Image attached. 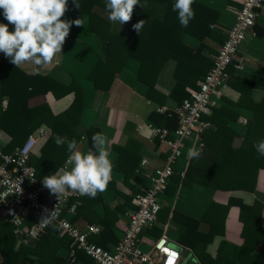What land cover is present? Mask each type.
Segmentation results:
<instances>
[{
  "label": "crops",
  "instance_id": "obj_1",
  "mask_svg": "<svg viewBox=\"0 0 264 264\" xmlns=\"http://www.w3.org/2000/svg\"><path fill=\"white\" fill-rule=\"evenodd\" d=\"M141 3L146 6L135 7L131 21L120 25L108 19L102 6H94L92 15L76 14L71 11L69 0L63 19L82 18L83 26L73 25L70 29L60 62L38 71L31 64L19 67L26 74L48 77L64 86L76 84L80 87L84 111L78 129L82 137L78 150L85 153L89 150L86 135L92 127L110 142V159L114 165L110 183L95 198L86 196L78 213L71 217V222L81 231H86L90 225L99 226L101 232L90 235L89 241L106 250L114 249L121 239L127 225L122 216L133 208L135 196L149 187L148 176L157 175L166 165L167 147L154 137L150 126L169 130L170 120L166 117L161 120L159 116L171 117L189 98H184L185 95L191 96L199 89L201 80L212 67L215 56L235 24L243 0H195L193 20L210 27V34L204 39L170 29V26L178 24V13L171 12L167 16L162 1L141 0ZM140 20L147 22L137 33L132 26ZM0 23L8 24L2 10ZM8 27L9 31L14 30L12 25ZM89 40L95 50L85 42ZM1 58H6L3 53H0ZM73 100L74 94L70 93L59 99L40 96L31 104L47 101L58 114ZM214 100L216 106L205 115L211 123L204 137L205 148L199 159L190 163L183 160L179 164L178 172L187 169L185 177L176 174L172 178L164 196L167 201L162 199L158 227L146 235L147 239L154 241L163 235L164 229L167 233L172 230L179 235L178 240H174L186 248L187 255L191 253L202 264L197 252L181 244L179 238L190 233L188 240L193 243L199 233L210 231L206 215L213 204L231 205L223 233L214 237L206 253L216 259L225 243V264H233V250L243 244L241 204L249 207L262 204L264 226V168L261 167L257 174L254 191L220 190L209 185L232 184L230 171H252L260 164L254 147L257 142L252 143L247 137L249 122L256 115L254 107L264 106V5L257 11L256 24L247 34L230 68L228 81ZM7 105L8 98L5 97L4 109ZM161 107L167 112L159 113ZM39 129H45L47 134L39 141L35 155L40 154L49 137L47 126L43 125L35 132ZM256 134V137L261 136L258 132ZM7 144L8 134L3 132L0 134V148ZM190 147L191 141H186L185 153ZM120 149L129 152L123 161ZM120 160L122 167L133 170L129 178L125 172L115 168ZM0 220L3 219L0 217ZM56 229L53 228L46 238L31 246H15L18 251L23 248L19 263L96 264L81 250H76L75 257H72L71 238L61 235ZM261 252L257 250L259 256L263 255Z\"/></svg>",
  "mask_w": 264,
  "mask_h": 264
},
{
  "label": "built area",
  "instance_id": "obj_2",
  "mask_svg": "<svg viewBox=\"0 0 264 264\" xmlns=\"http://www.w3.org/2000/svg\"><path fill=\"white\" fill-rule=\"evenodd\" d=\"M263 5L264 0H243L235 24L215 56L213 66L201 80L199 89L175 110L179 118L178 129L170 131L150 126L154 137L167 147L166 165L157 175L148 176L149 187L135 196L133 208L123 214L127 225L114 249L106 250L89 241L90 235L101 232L99 226L90 225L86 231H81L71 222L86 196L69 191L58 199L42 185L43 179L37 177L31 157L39 141L46 136L45 129L31 134L24 145L11 153L0 148V217L14 226L17 248L31 246L51 228L57 227L61 235L73 240L72 257H75L76 250H81L96 264H180L183 259L177 248L180 244L168 236L167 229L154 241L147 239L146 234L158 227L162 210L160 195L167 192L176 174L185 177L187 169L178 172L175 168L179 160L186 163L193 160L185 153V142L191 141L200 153L205 148L204 135L211 128L205 115L216 106L214 96L221 94L230 77L229 68L234 65L247 34L254 28L257 11ZM158 112L166 113L167 109L161 107ZM61 168H71L68 159ZM55 208V218L49 223L41 222L45 213L50 215ZM145 246L149 248L145 249Z\"/></svg>",
  "mask_w": 264,
  "mask_h": 264
},
{
  "label": "trees",
  "instance_id": "obj_3",
  "mask_svg": "<svg viewBox=\"0 0 264 264\" xmlns=\"http://www.w3.org/2000/svg\"><path fill=\"white\" fill-rule=\"evenodd\" d=\"M160 1L165 4L167 16L171 12H173V14L175 13L172 11L175 0ZM79 3L80 9H76L71 0L72 12L76 14L92 15V8L94 6L97 5L105 8V0H79ZM169 28L177 31L179 34L186 32L200 39H204L210 34V27L208 24L196 23L193 19L186 28L181 27L179 21L176 26H170ZM112 43L113 42L110 41V44ZM112 46L113 45H109V47ZM149 88H151V86ZM70 93L74 94L73 102L67 109L58 114L54 113L50 103L47 101L38 105L31 104L34 98L40 96H52L55 99H59ZM5 97L8 98V105L4 109L3 101ZM186 97L190 96L185 95L184 98ZM254 109L256 110V115L255 118L249 122L247 137L252 143L264 139V106L256 105ZM83 111V92L76 84L64 86L48 77L26 74L20 68H15V66L9 62L8 58L0 59V134L3 132L8 134V144L2 147V149L6 153L13 152L17 147H21L27 138L39 127L43 125L47 126L49 128V137L46 143L42 147L39 155L33 154L31 157V165L36 171L39 179L54 174L56 170H59L62 165H64L70 155L67 151V145L61 147L56 146L54 142L56 135L66 136L69 140L75 139L78 144L82 140L78 129L80 128ZM165 117L170 120L168 129L170 131H175L178 128V116L173 113L171 117L165 115L159 116V119L162 120ZM206 120H208L207 117ZM257 132L261 136L256 137ZM95 133H100L95 127L87 131L86 140L89 149L91 148V136ZM120 152L123 161L124 157L129 155V152L125 149H120ZM256 160L260 162V164L254 166L252 171L240 169L230 171L231 174H229L234 183L209 186L220 190H256V178L260 168H264V157L259 156L257 153ZM121 163L120 160L118 165H115V168L125 172L127 178H129L133 170L122 167ZM230 207L231 205L222 206L213 204L206 215L207 221L210 224V231L208 233H199L197 239L193 243L188 240L190 233L185 236L182 235L179 238L181 244L197 252L202 264H225V257L223 256V253L226 255L225 243L222 244L216 259L207 255L206 248L213 242L217 234L223 233ZM240 209L243 244L239 248L235 247L233 250V261L231 263L264 264V226L261 216L263 205L256 203L249 207L241 204ZM211 218L212 220L210 221ZM53 228H51L49 232H51ZM13 231L14 226L11 223L0 220V264H20V251L23 248L19 251L15 250L17 240ZM57 232L59 231L57 230ZM46 237L47 235L42 238L44 239ZM257 250H261L263 255L259 256Z\"/></svg>",
  "mask_w": 264,
  "mask_h": 264
},
{
  "label": "clouds",
  "instance_id": "obj_4",
  "mask_svg": "<svg viewBox=\"0 0 264 264\" xmlns=\"http://www.w3.org/2000/svg\"><path fill=\"white\" fill-rule=\"evenodd\" d=\"M69 0H0V10L8 24L0 23V53H3L15 68L26 64L40 68L58 64L66 38L70 35L73 25L83 26L82 18L76 20L63 19L68 11ZM76 9H80L79 0H72ZM195 0H175L172 11L178 13L181 27H188L195 18L192 5ZM144 8L141 0H105L108 19L113 23L124 25L129 23L135 7ZM147 21L140 20L134 24L137 33ZM14 30L9 31L8 25ZM54 142L57 147L67 145L70 169L61 168L54 174L45 176L42 185L56 196L77 192L81 196L95 198L103 193L112 178L114 165L110 159L109 140L102 133L91 136V148L85 153L78 150L75 139L56 135ZM202 147V146H201ZM254 147L259 156L264 157V139ZM201 153L193 145L188 149L189 159H199ZM57 215L56 208L50 215L45 213L41 222L49 223Z\"/></svg>",
  "mask_w": 264,
  "mask_h": 264
},
{
  "label": "water",
  "instance_id": "obj_5",
  "mask_svg": "<svg viewBox=\"0 0 264 264\" xmlns=\"http://www.w3.org/2000/svg\"><path fill=\"white\" fill-rule=\"evenodd\" d=\"M178 250L181 252L183 255V261L182 264H199L196 258L193 257L191 253L187 255V250L181 245H177Z\"/></svg>",
  "mask_w": 264,
  "mask_h": 264
},
{
  "label": "rangeland",
  "instance_id": "obj_6",
  "mask_svg": "<svg viewBox=\"0 0 264 264\" xmlns=\"http://www.w3.org/2000/svg\"><path fill=\"white\" fill-rule=\"evenodd\" d=\"M90 41H91V40H89V41H85V42L87 43V45H88L89 47L91 46V47L95 50L96 48H95L94 44H93L92 42H90ZM182 162H183V159H180L178 165H177L175 168L177 169V168L179 167V164L182 163ZM164 196H165V194L160 195V199H161V200L164 199L165 202H166L167 200H166V198H164ZM161 213H162V212H161ZM168 236H170L171 238H173V239H175V240H178V236H179V235H177V234L174 233L172 230H170L169 233H168ZM144 248H145V249H148L149 247H148V246H145Z\"/></svg>",
  "mask_w": 264,
  "mask_h": 264
}]
</instances>
